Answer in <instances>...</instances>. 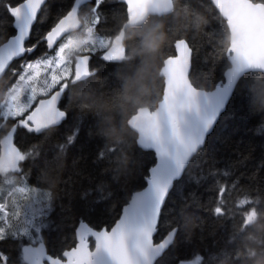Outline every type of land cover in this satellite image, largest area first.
Listing matches in <instances>:
<instances>
[{
    "label": "snow or ice",
    "instance_id": "snow-or-ice-1",
    "mask_svg": "<svg viewBox=\"0 0 264 264\" xmlns=\"http://www.w3.org/2000/svg\"><path fill=\"white\" fill-rule=\"evenodd\" d=\"M0 2L13 18L12 27L16 32L0 46V77L9 73L18 77L8 87L7 99L0 103V182L9 187L7 199L0 196V241L27 238V245L22 247L21 264H156L173 244L177 231L168 224L167 234L154 241L161 209L173 182L181 177L205 143L206 135L236 87H248L249 81L244 79L248 74H264V0H210L216 10L214 19L223 26L221 54H226L228 61L223 73L226 82L218 83L215 91H202L193 85L189 78L193 48L183 38L175 40L176 54L160 62L162 89L156 110L140 108L128 119V126L136 134V143L141 149L154 152L156 158L144 176L147 187L131 196L114 226L96 228L82 219L75 229L73 245L59 254L49 253L41 235L42 229L48 226L52 193L29 185L22 163L34 160L37 148L18 146L13 142L14 136L18 129L42 133L65 120L72 105L69 103L63 110L58 105L70 84L86 83L95 76V70L89 66L90 59L99 54L100 59L108 62L131 60L133 54L123 44L124 29L147 16L161 18L169 14L173 2L121 0L126 11L115 35L108 36L99 35L97 29L103 19L102 6L108 0H74L69 10L57 15L45 33L34 29V25L42 23L46 0ZM34 30L37 38L31 43ZM40 45L46 47L40 56L31 61L23 59ZM16 58L23 60L19 71L10 67ZM84 114L81 112V116ZM78 131L76 126L58 145L62 153L76 139ZM99 156L104 157L105 152ZM56 163V159L49 162V168L54 169ZM227 191L225 185L218 188L217 206L213 210L217 216L225 213ZM258 204V200L248 198L239 201L238 208L250 207L241 214L238 234L256 219ZM202 261L203 257L197 254L194 260H181L180 264H201ZM0 264H11L8 254L0 252Z\"/></svg>",
    "mask_w": 264,
    "mask_h": 264
},
{
    "label": "trees",
    "instance_id": "trees-1",
    "mask_svg": "<svg viewBox=\"0 0 264 264\" xmlns=\"http://www.w3.org/2000/svg\"><path fill=\"white\" fill-rule=\"evenodd\" d=\"M73 1L46 0L47 10L42 23L34 25V29L40 33L48 31L57 15L69 10ZM189 2L183 0L184 5ZM11 3L16 4L17 0H11ZM197 6L208 14L209 24L199 33L177 34L162 50L161 56L165 59L173 55L175 40L186 39L193 48L190 79L195 86L210 89L222 79L228 66L226 54H221L223 26L214 19L216 10L210 0H198ZM82 8L87 10L85 5ZM125 11L126 5L120 0H108L102 6L103 19L97 26L98 34L115 35ZM12 23L13 18L0 2V45L15 33ZM36 38L34 30L30 42L35 43ZM44 51L46 47L40 45L23 59L34 60ZM22 62L21 58L17 59L10 67L19 71ZM120 64L103 61L96 54L89 62L95 76L88 81L94 82L106 95L114 96L118 88L115 73ZM252 76L248 74L245 81H250ZM16 79L18 77L10 73L0 78L6 82L0 88V103L4 101L3 93ZM158 83L161 91V78ZM80 84H70L65 90L59 103L61 109L69 105L72 89ZM76 126L79 127L76 139L62 153L58 145L72 134ZM14 142L22 148H37L38 155L34 160L22 162L28 173L27 183L31 186L49 191L42 179L46 170L47 173L52 170L49 162L56 159L55 167L62 165L58 169L59 183L52 192L51 209L46 219L48 226L41 232L47 250L55 254L73 245L76 226L82 219L96 228L112 225L132 193L146 184L144 176L155 162L154 153L141 149L135 139L131 152V177L128 180L118 178L115 161L120 149L107 144L99 134L93 113L81 116L73 107L65 120L42 133L18 129ZM100 152H105V156L100 157ZM221 185H225L228 191L223 205L225 213L217 216L213 210L217 206ZM8 190V185L0 182V196L7 199ZM244 198L258 200V213H264V114L249 108L247 88L238 85L204 146L191 158L166 198L154 240L158 241L167 233L168 224L177 231L173 244L156 264H179L181 260H194L197 254L203 257L201 264H243L240 258L237 259L236 250L243 234L237 233L241 214L250 207H237ZM249 229L250 226L245 231ZM24 242H28L26 237L0 241V252L9 255L11 264H21Z\"/></svg>",
    "mask_w": 264,
    "mask_h": 264
},
{
    "label": "clouds",
    "instance_id": "clouds-1",
    "mask_svg": "<svg viewBox=\"0 0 264 264\" xmlns=\"http://www.w3.org/2000/svg\"><path fill=\"white\" fill-rule=\"evenodd\" d=\"M172 11L161 17H145L138 24L124 29L123 44L132 52V59L118 67L115 76L118 88L114 96L101 92L98 86L87 81L72 89L70 103L81 112H91L96 117L97 128L107 144L116 145L120 152L115 165L117 177H131V152L135 132L128 126V119L140 108L156 110L159 104V68L162 50L177 34L199 33L209 24L208 14L197 6L198 0H172ZM186 9V11H185ZM169 27L172 31L169 32ZM5 81H0L3 88ZM7 91L3 93L7 99ZM251 109L264 114V74L253 75L247 87ZM57 165L42 179L54 192L59 183ZM236 255L243 264H264V213H257L250 229L244 231L237 245Z\"/></svg>",
    "mask_w": 264,
    "mask_h": 264
},
{
    "label": "water",
    "instance_id": "water-1",
    "mask_svg": "<svg viewBox=\"0 0 264 264\" xmlns=\"http://www.w3.org/2000/svg\"><path fill=\"white\" fill-rule=\"evenodd\" d=\"M121 1V0H120ZM74 2V1H73ZM39 14V13H38ZM16 34V32L13 34V35H15ZM13 35H11V36H13ZM11 36L10 37H8L0 46H2L3 44H5L6 42H7V40L8 39H10L11 38ZM184 39V38H183ZM186 40V39H185ZM186 42H187V40H186ZM191 47V46H190ZM174 54H176V53H174ZM173 54V55H174ZM193 56V55H192ZM167 58V57H166ZM17 59H20V58H16V59H14L13 61H15V60H17ZM12 61V62H13ZM11 62V63H12ZM11 65V64H10ZM191 68H192V58H191V63H190V71H189V78H190V72H191ZM227 68V67H226ZM226 68L224 69V71H223V73L225 72V70H226ZM1 78V77H0ZM191 80V79H190ZM221 81H224V82H226V79H225V77H224V75H223V77H222V79H220L212 88H210V89H206V88H202V87H197V86H195L194 84V86L195 87H197L198 89H200V90H202V91H206V92H211V91H215V86L218 84V83H220ZM230 98H231V96L229 97V100H230ZM229 102V101H228ZM228 102L226 103V105H225V108H224V110H222V112H221V114L225 111V109H226V107H227V104H228ZM59 106V105H58ZM60 107V106H59ZM63 110V109H62ZM221 114L217 117V120H216V122H215V124L213 125V128L210 130V132L206 135V137H205V141H206V138H207V136L213 131V129H214V127H215V125H216V123H217V121H218V119H219V117L221 116ZM62 122V121H61ZM59 125V124H58ZM14 142V141H13ZM15 143V142H14ZM205 144V143H204ZM204 144L201 146V147H203L204 146ZM139 146V145H138ZM154 153V152H153ZM155 162H156V158H155ZM155 162H154V164H155ZM154 164L152 165V166H154ZM151 166V167H152ZM187 167V166H186ZM183 174V173H182ZM182 176V175H181ZM179 179V178H178ZM177 179V180H178ZM175 182V181H174ZM174 182H173V184H174ZM144 187H147V184H145L141 189H139V190H137V191H142L143 190V188ZM137 191H134L133 193H132V195L135 193V192H137ZM131 195V196H132ZM131 199V197L129 198V200ZM128 200V201H129ZM124 206H126V204L124 205ZM123 206V207H124ZM123 207H122V209H123ZM162 208H163V206H162ZM122 209H121V212H120V215L122 214ZM162 210V209H161ZM119 215V216H120ZM119 218V217H118ZM117 218V219H118ZM78 226H79V223H78V225L76 226V228H78ZM112 226H114V223L112 224ZM167 234V233H166ZM165 234V235H166ZM175 238V237H174ZM155 241V240H154ZM27 243L28 242H24L22 245H21V253H22V247L23 246H26L27 245ZM46 247V246H45ZM47 249V248H46ZM66 250H68V249H66ZM186 261H188V260H186ZM179 264H180V262H179Z\"/></svg>",
    "mask_w": 264,
    "mask_h": 264
}]
</instances>
